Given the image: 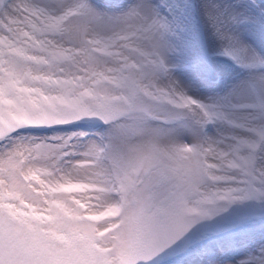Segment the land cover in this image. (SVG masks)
Wrapping results in <instances>:
<instances>
[{
  "label": "snow or ice",
  "instance_id": "snow-or-ice-1",
  "mask_svg": "<svg viewBox=\"0 0 264 264\" xmlns=\"http://www.w3.org/2000/svg\"><path fill=\"white\" fill-rule=\"evenodd\" d=\"M0 264H264V0H0Z\"/></svg>",
  "mask_w": 264,
  "mask_h": 264
}]
</instances>
